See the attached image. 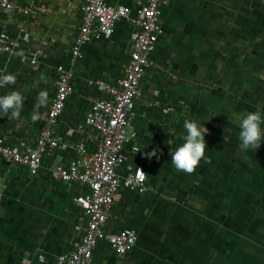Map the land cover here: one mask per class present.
<instances>
[{
	"label": "crops",
	"instance_id": "obj_1",
	"mask_svg": "<svg viewBox=\"0 0 264 264\" xmlns=\"http://www.w3.org/2000/svg\"><path fill=\"white\" fill-rule=\"evenodd\" d=\"M12 1L13 10L0 8V32L18 45L0 54V76L12 73L16 83L0 87V95L19 89L24 104L18 117L0 113V136L36 142L48 127L60 65L73 72L74 92L50 126L59 144L44 154L36 174L0 156V264H59L57 256L84 232L75 198L87 187L56 179L52 171L80 156L78 144L96 146L97 131L85 115L109 96L97 82L117 85L123 77L137 30L133 19L148 0H107L128 7L129 16L117 21L110 37L82 44L77 55L83 0ZM160 22L136 101V138L120 168L124 174L127 164L143 166L147 189L122 188L105 226L114 233L132 228L137 242L118 255L101 241L92 264H264V143L241 149L232 118L233 112H264V0H168ZM41 90L48 102L37 108ZM186 119L208 129L205 158L192 173L173 166L168 143L182 142ZM154 148L157 155L149 158Z\"/></svg>",
	"mask_w": 264,
	"mask_h": 264
},
{
	"label": "built area",
	"instance_id": "obj_2",
	"mask_svg": "<svg viewBox=\"0 0 264 264\" xmlns=\"http://www.w3.org/2000/svg\"><path fill=\"white\" fill-rule=\"evenodd\" d=\"M167 3L168 0H148L138 7L133 19L137 30L133 34L132 51L123 77L117 85L97 82L109 96L95 101L85 115V123L97 131L96 146L90 149L84 142L78 144L80 156L69 164L58 165L52 171L56 179L79 182L87 187L86 193L75 198L86 218L84 232L73 249L57 256L59 264H92L94 249L101 241H107L118 255L126 254L137 242L138 235L134 229L126 228L114 233L107 231L105 226L110 208L122 188L139 193L147 189V175L143 166L127 164L124 174L120 168L127 159L126 145L136 138V132L132 130L136 101L142 96V79L153 63L152 54L162 31V7ZM15 7L12 0H0V8L4 11H11ZM23 10L28 13L31 7H24ZM81 11L83 21L76 36L75 55L82 44L110 37L117 21L129 16L128 7L111 6L107 0H83ZM17 45L18 42L6 31L0 32V54L11 53ZM31 61L37 64L36 54ZM72 77L71 70L62 65L58 67L56 91L46 116L48 127L41 131L35 143L24 139L9 143L0 136L1 157L10 163L27 166L32 174L39 171L44 154L59 144L50 126L62 115L69 96L74 92ZM172 110L173 107L169 106L164 112L168 114ZM132 148L139 150L138 145Z\"/></svg>",
	"mask_w": 264,
	"mask_h": 264
},
{
	"label": "clouds",
	"instance_id": "obj_3",
	"mask_svg": "<svg viewBox=\"0 0 264 264\" xmlns=\"http://www.w3.org/2000/svg\"><path fill=\"white\" fill-rule=\"evenodd\" d=\"M16 76L12 73H6L0 76V87L7 84H15ZM48 102V93L41 90L37 97V105H45ZM24 96L19 89H12L6 94L0 95V113H11L13 117H18L23 108ZM33 119L36 114H33ZM232 118L239 126L240 148L247 150L249 148L258 149L264 143V112L249 111L233 112ZM183 127L187 130L181 137V143L173 145L171 139L168 143L171 145V159L173 166L178 170L192 173L196 170L201 160L205 158L206 153V134L207 127L203 121L197 119H186ZM149 158L157 155V149L146 153Z\"/></svg>",
	"mask_w": 264,
	"mask_h": 264
}]
</instances>
